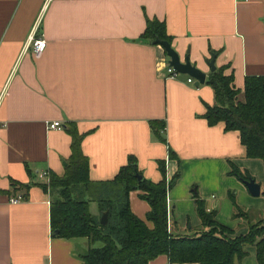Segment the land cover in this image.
<instances>
[{
    "label": "crops",
    "instance_id": "obj_1",
    "mask_svg": "<svg viewBox=\"0 0 264 264\" xmlns=\"http://www.w3.org/2000/svg\"><path fill=\"white\" fill-rule=\"evenodd\" d=\"M147 17L163 20L181 59L189 56L206 76L217 51L214 62L233 75L238 99L245 76L264 75V0H0V264H83L88 237L52 233L50 192L40 185L64 174L68 126L81 134L89 160L91 186L82 190L94 215L99 184L135 156L144 177L170 184L173 234L208 229L198 199L234 234L264 219L263 160L248 156L239 130L207 121V105L217 102L212 85L167 72L166 50L142 38ZM37 21L47 39L39 56L27 39ZM58 119L62 127H48ZM232 165L261 183L260 194ZM20 183H30L28 191ZM141 192H129L131 209L151 227ZM16 193L26 198L12 203ZM246 247L238 263L259 264L255 246ZM149 264L197 263L159 254Z\"/></svg>",
    "mask_w": 264,
    "mask_h": 264
},
{
    "label": "trees",
    "instance_id": "obj_2",
    "mask_svg": "<svg viewBox=\"0 0 264 264\" xmlns=\"http://www.w3.org/2000/svg\"><path fill=\"white\" fill-rule=\"evenodd\" d=\"M146 20L142 38L153 41L161 37L172 42L163 20L148 17ZM216 54L217 51L212 50L211 57ZM245 77L244 99H238L239 89L233 83V75L226 74L223 66L210 69L206 82L214 88L217 102L208 104L204 115L211 124L222 121L225 129L239 130L248 156L259 157L264 162V75ZM164 126L163 121L162 128ZM68 130L72 135V154L64 174H49L48 181L40 185L50 192L52 233L56 230L53 234L57 236L88 237L89 248L80 253L83 264H149L159 254L168 255L170 262L239 264L248 252V244L255 246L259 264H264V219L250 223L246 231L234 234L230 227L216 221L213 210L207 211L204 200L198 199V213L203 224L210 227L195 234H173L168 229L167 214L170 184L165 178L157 182L143 175L139 178L138 174L142 172L135 156H130L128 163L119 167L114 178L99 184L101 193L94 199L99 201L100 215L108 209L109 216L106 224H102L100 215L91 211V198L82 190V186L90 189L91 184L89 160L81 149V134L75 127L68 126ZM155 132L159 139L167 141L164 135L158 134L157 128ZM232 167L231 172L239 178H253L240 167ZM160 168L163 169L161 162ZM29 186L30 183H20L27 191ZM135 188L142 190L140 196L151 205L147 212L148 220L153 223L151 227L131 209L129 192ZM23 197L25 199L26 195Z\"/></svg>",
    "mask_w": 264,
    "mask_h": 264
},
{
    "label": "water",
    "instance_id": "obj_3",
    "mask_svg": "<svg viewBox=\"0 0 264 264\" xmlns=\"http://www.w3.org/2000/svg\"><path fill=\"white\" fill-rule=\"evenodd\" d=\"M154 44H161L163 48L166 50L169 58H168V63L171 64L175 69L182 73H187L188 75H192L195 80V84L199 85L200 83H203L206 81V72H204L200 67H198L195 63L190 61L189 56H186V58L181 59L180 54L177 49H174L172 46V43L168 41L167 39L164 38H155L152 41ZM215 61V55H213L210 59H208V63L210 64L211 69L216 68V63ZM143 174H138V177L141 178ZM244 182H246L249 191L252 195H257L260 194L261 192V183L257 181L254 178H248L244 179ZM100 222L102 224H106V222L109 219L108 216V209L102 211L100 215ZM56 230L53 231L55 233Z\"/></svg>",
    "mask_w": 264,
    "mask_h": 264
},
{
    "label": "built area",
    "instance_id": "obj_4",
    "mask_svg": "<svg viewBox=\"0 0 264 264\" xmlns=\"http://www.w3.org/2000/svg\"><path fill=\"white\" fill-rule=\"evenodd\" d=\"M40 23L37 21L35 22L32 30L30 31L29 35H28V47L31 48L32 53H34L36 56L41 55V52L43 51L44 47L46 46L47 43V39L42 37V36H38L37 35V31L39 28ZM167 72L171 75V76H176V74H178V70L175 69L171 64H169L167 66ZM188 81L192 82L194 80V78L188 77L187 78ZM48 127L49 128H58V127H62V122L58 119V120H53L50 121L48 123ZM46 173V172H44ZM44 175V174H43ZM23 193H17L14 196H12L10 198V201L12 203L18 202L20 200H23Z\"/></svg>",
    "mask_w": 264,
    "mask_h": 264
},
{
    "label": "rangeland",
    "instance_id": "obj_5",
    "mask_svg": "<svg viewBox=\"0 0 264 264\" xmlns=\"http://www.w3.org/2000/svg\"><path fill=\"white\" fill-rule=\"evenodd\" d=\"M264 195V194H263ZM91 210H94V206H93V208L91 207ZM257 221V220H256ZM210 226H208V228H209ZM244 232V231H243ZM97 244H99V242H97Z\"/></svg>",
    "mask_w": 264,
    "mask_h": 264
}]
</instances>
